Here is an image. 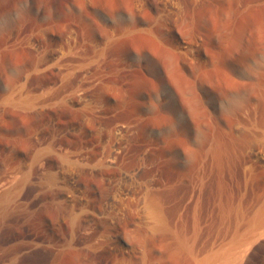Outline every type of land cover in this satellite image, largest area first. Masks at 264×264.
Instances as JSON below:
<instances>
[{"label":"rangeland","instance_id":"rangeland-1","mask_svg":"<svg viewBox=\"0 0 264 264\" xmlns=\"http://www.w3.org/2000/svg\"><path fill=\"white\" fill-rule=\"evenodd\" d=\"M139 1L0 0V264H200L246 235L238 264H264V0ZM16 9L71 56L30 70ZM131 191L157 227L94 248Z\"/></svg>","mask_w":264,"mask_h":264},{"label":"bare ground","instance_id":"bare-ground-1","mask_svg":"<svg viewBox=\"0 0 264 264\" xmlns=\"http://www.w3.org/2000/svg\"><path fill=\"white\" fill-rule=\"evenodd\" d=\"M141 1L145 2L144 0H141ZM169 1L171 2V0H169ZM138 2H140V1L138 0ZM165 2L166 1H164V3ZM164 3H163V5H164ZM169 3H168V0H167V3H165L164 7H166L167 4L170 7L171 3L170 4ZM173 7H176V6H174V4H173ZM174 9L176 11V8H174ZM16 11H17V17H16V20H15V23L17 24V30L15 32L16 39L20 40V41H23V45H24V42H25L33 50V53H32L33 54L32 55L33 56V60L31 62L32 69H30V70H38V69H40V65L41 64L45 65V67L53 66V65L57 64V62L61 58H63L65 55H68L71 52V47L68 44V38H71L70 37L71 36V32L69 30L65 31L63 34H58V31H56V29H55V28H58V27H55L53 25V23H49V22L45 21V19L39 18L36 15L29 14V12H26L27 14H24L23 12H20L19 9H16ZM172 13H174V12H172ZM9 20H10V18L8 16H6V14H3L2 17H0V23H1L0 25H2V23H7V21H9ZM27 21L29 22V24L26 25L25 22H27ZM24 25H26V26L23 28L22 26H24ZM61 61H63V60H61ZM64 61H66V60H64ZM81 64H82V62H81ZM28 70L29 69L27 68L26 71H28ZM25 87H26V85H25ZM16 89H17V92H18V96H17L18 104L17 105H19V102H26V104H31L32 101H34V100H31L32 96L30 95L29 92L25 91V93H22L23 92L22 90L24 89L22 85H20L19 87L17 86ZM11 93H12V90H11ZM60 96H61V94H60ZM16 176H17V173H16ZM7 183H8V181H7ZM13 184H14V182H13ZM13 184H10V185H13ZM4 185H5V183H4ZM3 188H5V187H3ZM135 189L137 190V188H135ZM133 190H134V188H133ZM134 191H131L130 193L126 192L123 197H118V198L115 197L114 198V201H113L114 203H112L113 205L111 204L112 207H113L112 210L114 209L113 210L114 213L110 214L112 220L109 218V220L111 222H113V224H111V227L105 226V224L107 223V220L105 218V224H102V226H103V228L105 230L103 232L101 230H99V231L102 232L101 235L99 233V236H101V241L99 239V240H97V242H95V243L93 242L94 243L93 244L94 248L97 247V249L101 248V249H103V250H105L107 252H110L112 246L117 247L116 242H115V245H114L113 240L111 239L114 236L110 237L109 233H112V232L108 233V229L113 228V230H116L115 233L117 234L118 227H120L123 224V227L125 225V228H126L127 224H129L127 219H129L131 216H136L139 219V224H141V225L145 224L149 228L150 227H152V228H156L157 227L159 213H158V210H157L156 206L154 204H152L147 199V197L145 196L144 193L139 194V192H138V194H137V193H134ZM70 196H71V194H70ZM91 203H93V202H91ZM108 203H109V201H108ZM106 210H108V209H106ZM103 214H104V212H103ZM115 226H116V229H115ZM248 226H249L250 231L251 230L254 231V230H256V228L258 229L259 227H264V203L260 207V209L256 212L254 217L248 222ZM138 227H139V225H138ZM249 233L251 235V232H249ZM254 233H256V232H254ZM249 237H248V235H246V236H243V237L241 236V238L238 237V239H233L232 238L233 241L232 242L230 241L228 243V245L224 244L223 246H221L217 250L210 252L208 255H206L204 258H202L200 260V264H238V260L240 258V254H241L239 252L241 250H243V249L240 250V248H243L241 243H243L245 241L247 242V240H249L247 238H249ZM247 243H249V242H247ZM237 246H238L239 249L237 248ZM246 246H248V245H244V248ZM247 248H249V247H247ZM113 249H114V247H113ZM247 250L248 249H246V252H247Z\"/></svg>","mask_w":264,"mask_h":264}]
</instances>
